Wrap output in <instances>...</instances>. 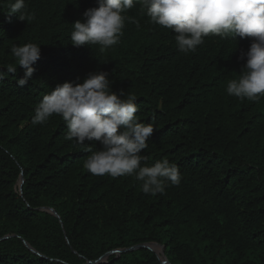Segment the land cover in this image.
Segmentation results:
<instances>
[{
	"label": "trees",
	"instance_id": "1",
	"mask_svg": "<svg viewBox=\"0 0 264 264\" xmlns=\"http://www.w3.org/2000/svg\"><path fill=\"white\" fill-rule=\"evenodd\" d=\"M7 3L0 67L15 64L13 45L35 43L41 56L26 85L19 66L0 80V264H86L141 243L161 245L170 264H264V98L226 91L252 38L209 35L185 55L137 4L127 15L139 27L126 22L120 43L99 52L70 39L97 0H26L28 22L9 17ZM97 71L135 95L138 121L155 128L142 166L175 163L178 186L152 196L134 175H93L84 163L99 142L66 140L58 115L33 125L44 95ZM113 258L107 264H161L146 248Z\"/></svg>",
	"mask_w": 264,
	"mask_h": 264
},
{
	"label": "clouds",
	"instance_id": "2",
	"mask_svg": "<svg viewBox=\"0 0 264 264\" xmlns=\"http://www.w3.org/2000/svg\"><path fill=\"white\" fill-rule=\"evenodd\" d=\"M98 7L87 9L83 21L72 26L71 44L75 47L95 45L99 52L118 45L124 35L126 22H139L129 17V10L140 5L149 21L170 29L175 34L179 52H195L209 35L252 38L240 75L227 83V94L241 100L260 102L264 98V0H97ZM6 13L18 16L20 21H31L26 0H8ZM15 64L0 67V80L24 69L18 79L24 86L32 78V65L40 59L41 46L35 43L13 45L10 48ZM6 69L7 71H3ZM105 71L90 72L82 82L58 84L35 109L33 125H44L53 115L60 116L66 127L65 139L77 145L99 142L101 148L93 151L84 167L93 175L112 178L135 176L143 193L163 194L170 185L181 182L179 167L169 160L142 166V150L155 128L139 122L137 97L116 92Z\"/></svg>",
	"mask_w": 264,
	"mask_h": 264
},
{
	"label": "water",
	"instance_id": "3",
	"mask_svg": "<svg viewBox=\"0 0 264 264\" xmlns=\"http://www.w3.org/2000/svg\"><path fill=\"white\" fill-rule=\"evenodd\" d=\"M17 183H18V181H17ZM42 210H44V209H42ZM7 237L8 236H5L3 238H7ZM3 238H1V239H3ZM142 248H146V249H149L152 252H154L157 255L161 264H170L168 258L166 257V255L164 253L163 247L159 244H154V243H141V244H137L134 246L127 247V248L112 250V251L108 252L107 254H105L104 256H102L101 258L97 259L96 261H88V262H86V264H107L108 263V257L110 255H114V258H113V260H114V259L118 258L122 253L135 251V250H139Z\"/></svg>",
	"mask_w": 264,
	"mask_h": 264
}]
</instances>
